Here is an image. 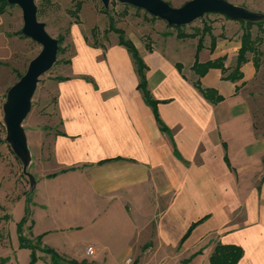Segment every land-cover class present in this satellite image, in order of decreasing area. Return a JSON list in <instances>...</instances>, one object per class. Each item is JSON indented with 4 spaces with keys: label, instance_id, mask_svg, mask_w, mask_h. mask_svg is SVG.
Returning a JSON list of instances; mask_svg holds the SVG:
<instances>
[{
    "label": "crops",
    "instance_id": "obj_1",
    "mask_svg": "<svg viewBox=\"0 0 264 264\" xmlns=\"http://www.w3.org/2000/svg\"><path fill=\"white\" fill-rule=\"evenodd\" d=\"M160 26L151 43L126 35L145 62L166 130L119 35L111 40L110 31L91 43L75 26L70 56L49 81L54 115L42 116L24 234L42 235L61 264H125L146 247L178 251L172 264H212L218 245L243 249L236 264H264V131L245 91L259 69L253 54L240 68L243 78L232 81L226 75L237 64L239 36L209 34L199 48L200 38H180ZM22 46L0 14V87ZM196 60L221 65L200 74ZM12 175L0 164V264H30L31 250L20 246L18 235L26 198L15 217ZM25 183L23 190H30ZM9 221H16V231H9ZM85 221L98 226L91 241L79 232ZM88 246L95 254H87ZM120 247L125 256L116 254ZM37 255L35 264H52L49 254Z\"/></svg>",
    "mask_w": 264,
    "mask_h": 264
},
{
    "label": "rangeland",
    "instance_id": "obj_2",
    "mask_svg": "<svg viewBox=\"0 0 264 264\" xmlns=\"http://www.w3.org/2000/svg\"><path fill=\"white\" fill-rule=\"evenodd\" d=\"M166 1L175 7H179L188 0ZM228 1L236 5L244 6L251 11L264 13V11H259L260 9H264V0ZM36 3L38 5V19L46 23V29L50 35L58 39L63 38V40L61 42L62 51L58 53L56 63L49 71L41 76L36 92L32 98L31 110L23 122V127L33 154H35V148L39 143L38 133L41 129L42 116L46 114L49 116L54 115L51 112L49 113V111H51L50 106L54 101V96L49 91V81L53 79L59 66L70 56L69 51H72L70 36L75 26L84 31L83 33L91 43H93V41L99 42V39H104L108 32L112 31L109 29L112 27L121 28L125 33L129 31L136 39H141L143 42L148 43L152 42L151 36L161 32L160 23L178 32L176 27L168 25L166 21L152 16L147 11L116 0H111L107 8L103 5L101 0H36ZM78 4L80 5L79 11L76 10ZM105 9H107L109 13H106ZM5 14L8 17L9 25H11L16 34L20 36L23 41L22 52L17 56L10 73L2 79L3 83L0 87V164L9 167L10 170L13 171L12 176L16 177L11 181L13 198H15L11 210L15 213V217H18L20 212V199L26 198L27 205V198L30 197L31 202H33L32 197L35 193L29 194V187L27 191L23 190V188L26 187L25 182L29 180L23 172L22 160L17 157L11 145L6 140L7 128L4 120L3 107L6 102L9 88L25 74L30 61L42 50V45L26 37L22 33L24 25L23 13L18 5L8 6ZM109 15H111L114 20L112 25H110L109 22ZM209 27V31L206 32L205 29ZM94 28L95 30L93 32ZM247 29H249V27L246 23L241 21L232 22V19L219 13L206 14L203 18L196 19L192 23L182 27L183 31L187 33H196L197 38L202 37L203 39L209 34L213 35V33H232L242 38L243 33ZM250 29L252 37L257 39L256 43L262 54L260 56L261 62L258 73L245 88V91L247 93V98L252 101L257 123L264 131V21L260 25H251ZM114 37H117L115 31L111 33L109 38L112 40ZM35 168H37V162L32 166V172H35ZM25 214L26 208L23 216H25ZM96 224L97 223L88 224L87 221L83 222L82 229L79 231L83 240H92L94 230L97 231L98 229ZM8 228L9 231H13V229L16 231V221H9ZM116 245L119 244L116 243ZM146 248H144L143 251L132 253L131 257L134 262L132 261L131 264L175 263V255L178 254V251H165L158 247V249L155 247L150 250L148 249L150 247ZM116 254H120L121 257L126 255L125 252L121 251V247L119 253L117 252Z\"/></svg>",
    "mask_w": 264,
    "mask_h": 264
},
{
    "label": "water",
    "instance_id": "obj_3",
    "mask_svg": "<svg viewBox=\"0 0 264 264\" xmlns=\"http://www.w3.org/2000/svg\"><path fill=\"white\" fill-rule=\"evenodd\" d=\"M18 5L23 13L22 33L42 45V50L29 63L20 79L8 90L3 107L7 128V142L23 162V172L30 182V192L36 187V178L30 171L33 153L28 143L23 122L32 107V98L41 76L49 71L57 61L59 40L49 34L46 23L38 19L36 0H8ZM107 8L111 0H101ZM143 9L152 16L160 18L170 26H184L209 13H219L233 20L251 22L264 21V13L251 11L244 6L228 0H188L175 7L166 0H116Z\"/></svg>",
    "mask_w": 264,
    "mask_h": 264
},
{
    "label": "trees",
    "instance_id": "obj_4",
    "mask_svg": "<svg viewBox=\"0 0 264 264\" xmlns=\"http://www.w3.org/2000/svg\"><path fill=\"white\" fill-rule=\"evenodd\" d=\"M13 4H10L8 0H0V14H4L7 11V7L8 6H12ZM80 9V5H77V9L79 11ZM106 13H109L107 9H105ZM109 22L110 25L113 24V17L111 15H109ZM229 18V17H228ZM241 22H244L248 25L249 29L245 30V32L242 35L241 38V42H242V46L239 50L238 53V57H237V64L234 67V69L231 71V73H229L228 75H226L227 79H230L232 81H238L240 79L243 78V73L241 72L240 68L242 66L243 63L248 61V54L252 53L253 54V60L254 63L256 65L257 68L260 67V56H261V51L259 50L258 46H257V39L252 37V32H251V25L253 24H261L263 21L260 22H251V21H244V20H238ZM172 27H176L178 29V34L177 36L180 38H187V37H196V33H187L185 31L182 30L183 26H172ZM112 31H115L118 35H119V40L120 43L123 44L124 46H126L128 48V50L131 52L132 57L134 59L135 65H136V69L137 72L140 76V83H139V88L143 91L144 94V98L146 100V102L152 106L155 116L158 119L160 126L162 127V129L166 130V126L162 123L161 119L159 118V114H158V100L154 99L149 88H148V83H147V78H146V65L145 62L143 60V58L141 57L137 47L135 46V44L133 43V41L129 38L126 37V33L123 29L121 28H117V27H112L109 28ZM210 27L206 30L209 31ZM95 28L93 29L94 32ZM202 37H200V43H199V48H201L202 46ZM59 52L60 53L62 51V47H61V42L63 40V38H59ZM214 42V38L212 37V44ZM217 61L214 62H207V63H200L198 60H196L195 64H194V68L197 72H199L200 74L203 73L205 70H207L209 67L213 66V65H221V62L216 63ZM223 71L225 72V68L223 67ZM196 85L204 92V94L206 96H208V90H203L201 88V85L198 82H196ZM219 98V97H218ZM30 192V191H29ZM31 194V192L29 193ZM30 202L31 199L30 197L27 198V205H26V214L25 216L22 218V220L18 223V235H19V242H20V246L21 247H26L29 248L31 250V259H30V264H35L36 261L38 260V255H37V251H42L46 254H49L52 260V264H61V260L62 257L60 256V254L55 251L53 248L48 247V246H44L42 243V235L38 236L36 239H31L29 237H27L24 234V225L28 222L29 218H30V214H31V209H30ZM195 224H193L188 231L186 232V234L184 235V237L182 238V240H184L185 238H187L191 231L192 228ZM243 255V249L239 246L236 245H218L215 248V251L213 252L212 256H211V263L212 264H236L238 262V260L242 257ZM80 264H92V263H87L86 261L81 262Z\"/></svg>",
    "mask_w": 264,
    "mask_h": 264
},
{
    "label": "built area",
    "instance_id": "obj_5",
    "mask_svg": "<svg viewBox=\"0 0 264 264\" xmlns=\"http://www.w3.org/2000/svg\"><path fill=\"white\" fill-rule=\"evenodd\" d=\"M87 254H89V255L95 254V248L93 246H88L87 247ZM131 263H132L131 258L126 259L125 264H131Z\"/></svg>",
    "mask_w": 264,
    "mask_h": 264
}]
</instances>
